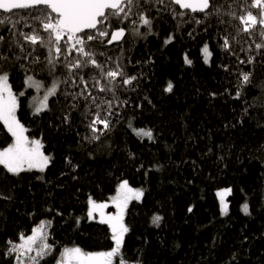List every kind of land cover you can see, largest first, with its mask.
I'll return each mask as SVG.
<instances>
[{"label":"trees","instance_id":"trees-1","mask_svg":"<svg viewBox=\"0 0 264 264\" xmlns=\"http://www.w3.org/2000/svg\"><path fill=\"white\" fill-rule=\"evenodd\" d=\"M33 14H37L36 9L0 11V18L19 19L17 30L27 33L37 27L44 35L31 18ZM151 16V35L135 36L130 22L121 25L113 20V29H129L126 38L111 46L89 45L97 53L118 58L127 75L138 77L132 86L117 90L120 103L114 105L112 130L99 141L82 140L89 134L83 119L85 102L81 99L72 108L71 98H65V91L78 88L61 84L58 94L49 98V110L33 115L35 88L25 84L26 72L18 64L28 66L27 74L43 83L64 80L63 70L54 76L41 72L30 65L32 57L28 61H0L18 95L17 118L26 126L27 136L40 139L52 158L44 172L33 170L19 177L6 174L0 166V192L13 196L11 201L0 199V264H14L15 254H5L9 247L6 241L19 242L18 235L31 234L41 220L51 221L48 243L55 247L40 264H54L69 245L91 251L111 248L114 242L108 225L99 223L98 218H87V200L89 196L94 200L109 197L123 179L144 189L142 199L131 202L127 210L130 231L122 248L127 261L264 264V56L254 48L261 41L258 36L249 38L241 33L232 41L231 52H225L220 48V37L228 34L231 40L236 34L230 27L227 33L218 29L215 19L206 21L209 31L205 32L204 26L195 23L178 29L179 21L168 11L157 14L152 10ZM10 27L0 25V35L6 41L20 39L23 43L7 30ZM140 31L147 29L141 27ZM170 34L175 39L165 45ZM205 42L213 53L208 64L201 52ZM249 45L251 51H241ZM0 50L8 51L3 44ZM12 51L23 56L32 49L25 45L21 53L13 45ZM8 54L11 57L12 53ZM185 54L193 61L191 65L184 63ZM33 55L43 58L46 51L37 45ZM248 55L256 56V62L238 64L237 57L246 59ZM96 58L105 61V56ZM237 69L252 71L249 85H240ZM169 81L174 88L166 93ZM236 91L241 93L239 98ZM21 92L24 95H19ZM93 94L113 99L111 93L93 89ZM66 114L71 117L69 124L63 123ZM129 122L137 129H151L154 139L138 137L128 127ZM8 143L11 134L0 121V148ZM224 187L232 189L226 216L220 214L216 195ZM245 202L250 205V215L241 211ZM189 207L192 212H188ZM154 215L163 217L159 227L151 223ZM76 218H80L78 225Z\"/></svg>","mask_w":264,"mask_h":264},{"label":"snow or ice","instance_id":"snow-or-ice-1","mask_svg":"<svg viewBox=\"0 0 264 264\" xmlns=\"http://www.w3.org/2000/svg\"><path fill=\"white\" fill-rule=\"evenodd\" d=\"M175 6H178L180 10L178 11ZM30 9L37 10V14H33L31 18L39 29L43 30L44 35L39 34L37 27H32V30L27 33L17 30L16 25L21 23V20H12L10 16H3L0 18V25L11 24L7 30L12 32L13 36L20 37L23 43L20 39L6 41L5 36L0 35V44L8 50L7 52L0 50V61L7 62L10 59L17 62L28 61L29 57H32L30 65L39 67L41 72L54 76L57 71L63 70L66 73L64 80L54 79L50 86L45 87L41 81L35 79L34 75L27 74L28 66L18 64L26 72L25 84L29 88H35L37 91L44 88L42 97H33V115L49 110V98L58 94L61 84L79 89V91H65L64 95L66 99L70 97L73 101L70 105L72 108H75L81 99L85 102L87 112L83 119L89 134L82 137L84 142L99 141L102 135L112 130L111 118L116 115L114 105L120 103L116 97L117 90L130 87L138 80L137 76L125 73L118 58L114 60L111 56H106L104 52L97 53L89 46L92 42H98L102 46L112 45L124 39L129 29L123 26L113 29V20L121 25L126 21L130 22V31L133 35L147 36L152 34V10H155L157 14L168 11L173 18L179 21L178 29L186 23H195L204 26L203 30L208 32L209 24L206 21L215 19L218 29H223L224 33H227L230 27L236 34L231 37V40L228 34L220 37L222 40L220 48L223 51L231 52L232 41L243 33L249 38L259 37L261 42L255 43L254 48L264 56V0H231V2L229 0H167V2L166 0H0V11L3 13ZM141 27L146 28L147 31L141 33ZM188 35L191 37L193 33L189 32ZM174 39L175 36L170 34L164 40V44L168 45ZM13 45L21 53L25 51V45L30 46L32 51L23 56L16 55L12 51ZM37 45L46 51L43 58L40 55H33ZM251 48L252 46L249 45L248 49L241 48V51H251ZM10 52L11 57L8 54ZM201 52L204 63H210L213 53L207 42L203 44ZM97 55L105 56V61L103 63L98 61ZM183 60L187 65L193 63L187 54L184 55ZM237 60L238 64L252 65L257 57L248 55L246 59L237 57ZM224 68L228 70L227 65ZM236 74L241 86L251 83L253 76L251 70L245 72L237 69ZM173 88V83L169 81L164 91L171 93ZM93 89L97 93H111L113 99L94 95ZM19 95H24V93L21 92ZM240 95V91H236L235 97L239 98ZM19 106L18 95L14 93L10 83V73L4 70L3 64H0V121L11 134V143L0 148V166L6 174H11L13 177H19L22 173L33 170L44 172L52 159L50 155L42 151L43 144L40 139H30L25 134L27 129L16 115ZM244 111L247 115L248 109L245 108ZM70 119V114L64 115L63 123L69 124ZM98 125H102V128H98ZM128 127L138 137H146L150 141L154 139L151 129H137L131 122ZM130 158H134V155H130ZM68 163L71 164V161L69 160ZM75 167L73 166V169ZM231 193V188H224L216 193L219 197L222 216L229 213L230 205L226 197ZM143 196V188H132L127 180L120 181L115 195L110 198L116 208L115 214H106L104 209L108 205L97 203L89 196L87 218L92 220L95 218L94 214L99 213V223L108 225L114 246L108 251L100 252H86L78 246L65 247L55 264H114V260L118 257L119 264H128L121 255L125 235L130 231L124 223V216L129 202L133 199L140 200ZM0 199L11 201L13 196L0 192ZM192 211L193 208L189 207L188 212ZM241 211L245 215H250L249 203H243ZM162 220V216L154 215L151 223L159 227ZM79 222L80 218H76L77 225ZM50 226V220H41L31 229V234L20 233L19 242L6 241L9 247L5 254L8 256L15 254L16 264H40L45 257L52 254L55 247L48 243L47 228ZM32 253L35 254L32 255Z\"/></svg>","mask_w":264,"mask_h":264},{"label":"rangeland","instance_id":"rangeland-1","mask_svg":"<svg viewBox=\"0 0 264 264\" xmlns=\"http://www.w3.org/2000/svg\"><path fill=\"white\" fill-rule=\"evenodd\" d=\"M52 81L53 80H50L48 83H43L44 85H45V87H48V86H50L51 85V83H52ZM43 93H44V88H41L39 91H37L36 89H34V93L32 94V96H31V103H32V109L34 110V107H33V97H42L43 96ZM16 115H17V113H16ZM18 116V115H17ZM21 122V121H20ZM22 123V122H21ZM23 124V123H22ZM24 125V124H23ZM25 126V125H24ZM25 128H26V126H25ZM27 129V128H26ZM145 130H147V129H145ZM26 135H27V132L25 133ZM6 147V146H5ZM42 151L46 154V155H48V153H46L44 150H43V148H42ZM123 180H127V179H123ZM122 181V180H121ZM128 181V180H127ZM120 183V182H119ZM118 183V184H119ZM118 186V185H117ZM129 186L130 187H132V188H142V187H139V186H133L132 184H130L129 183ZM117 188V187H116ZM224 188H229V187H224ZM224 188H220V189H218V190H221V189H224ZM217 190V191H218ZM115 193H116V190H115V192L114 193H112L109 197H107V198H104V199H102V200H95L97 203H106L108 206L104 209V212L106 213V214H115L116 213V208H115V205L111 202V197L112 196H114L115 195ZM219 198V197H218ZM142 199V198H141ZM140 199V200H141ZM140 200H135V199H133V200H131L130 202H129V204H128V207H129V205H130V203L131 202H133V201H140ZM226 201H227V197H226ZM128 207H127V210H128ZM127 210H126V213H125V216H124V223L127 225V221H126V215H127ZM94 216H95V218H98V219H100V216H99V213L97 212V213H95L94 214ZM94 218V219H95ZM128 226V225H127ZM76 246H78V245H69V246H66V247H76ZM113 246H114V244H113ZM112 246V247H113ZM78 247H80V246H78ZM111 247V248H112ZM81 248V247H80ZM111 248H109V249H106V250H99V251H91V250H84V249H82V250H84V251H86V252H100V251H108V250H110ZM64 249V248H63ZM62 249V250H63ZM62 252V251H61ZM35 253H32V255H34ZM121 255H122V253H121ZM122 257H123V255H122ZM59 258V257H58ZM124 258V257H123ZM125 259V258H124ZM125 261H127L126 259H125ZM128 262V264H135V262H129V261H127ZM14 264H16V260H15V258H14ZM55 264V263H54ZM114 264H119V257L118 258H116L115 260H114Z\"/></svg>","mask_w":264,"mask_h":264},{"label":"water","instance_id":"water-1","mask_svg":"<svg viewBox=\"0 0 264 264\" xmlns=\"http://www.w3.org/2000/svg\"><path fill=\"white\" fill-rule=\"evenodd\" d=\"M126 36H127V34H126ZM126 36L124 37V39L126 38ZM124 39H123V40H124ZM123 40H122V41H123ZM122 41H121V42H122ZM117 43H120V42H114L112 45L117 44ZM108 46H111V45H108Z\"/></svg>","mask_w":264,"mask_h":264}]
</instances>
